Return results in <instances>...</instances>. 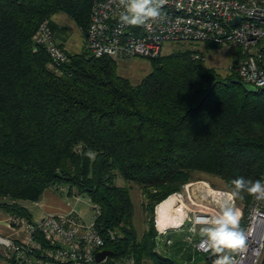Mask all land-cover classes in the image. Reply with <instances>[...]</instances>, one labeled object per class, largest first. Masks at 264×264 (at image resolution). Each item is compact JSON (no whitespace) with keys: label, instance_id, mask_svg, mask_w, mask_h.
<instances>
[{"label":"trees","instance_id":"1","mask_svg":"<svg viewBox=\"0 0 264 264\" xmlns=\"http://www.w3.org/2000/svg\"><path fill=\"white\" fill-rule=\"evenodd\" d=\"M91 3L0 0V208L35 226L24 204L62 188V197L89 200L102 251L111 253L102 264H175L155 252V207L157 228L179 227L183 214L172 213L170 196L195 174L217 178L230 191L239 176L264 178V91L247 93L232 83L235 74L205 71L193 59L197 50L150 59V72L136 85L106 57L70 54L55 67L43 48L33 51L43 21L59 39L57 15L84 35ZM118 179L140 188L147 225L140 237L130 188ZM252 199L243 192L236 203L246 208ZM31 239L47 245L37 230ZM178 241L167 254L179 255Z\"/></svg>","mask_w":264,"mask_h":264},{"label":"built area","instance_id":"2","mask_svg":"<svg viewBox=\"0 0 264 264\" xmlns=\"http://www.w3.org/2000/svg\"><path fill=\"white\" fill-rule=\"evenodd\" d=\"M125 11L120 0H92L84 33V52L88 56L106 57L114 62L132 58L150 60L159 57L166 44L234 45L240 49L242 57L235 69L239 81L256 90L264 88V0H162L160 16L145 26L122 23L120 17ZM32 46L33 51L43 48L55 67L68 61L65 51L56 44L49 21L39 24ZM203 57L202 53L193 55L194 60L203 61ZM185 192L186 197L180 192L170 196L175 199L172 213L183 214L180 226L166 229L156 226L158 238H163L170 229L180 228V232L186 230L184 242L191 245L194 252L206 258L213 255L211 250H205L206 243L202 242H206V237L198 231L211 226L203 223V219L220 215V204L227 201L241 213L245 245L238 251L226 252L236 264H264V200L253 196L244 213L237 207L236 197L230 198V191H215L206 186L205 193H199L203 197L199 201ZM60 193L64 195L65 190L61 188ZM73 198L79 201V197ZM198 220L201 222L197 223ZM12 224L30 237L35 230L39 231L47 243L46 246L27 244L0 236V251L12 264H96L95 254L104 246L95 228V218L86 224L74 213L47 214L35 226L15 219ZM193 225L196 232L189 230ZM109 237L113 239V233L109 232ZM215 258L214 255L212 259ZM126 264L135 263L128 259Z\"/></svg>","mask_w":264,"mask_h":264},{"label":"rangeland","instance_id":"3","mask_svg":"<svg viewBox=\"0 0 264 264\" xmlns=\"http://www.w3.org/2000/svg\"><path fill=\"white\" fill-rule=\"evenodd\" d=\"M53 21L57 25L58 30L60 29L59 31H61V33L59 32L57 33L59 39H55L56 44L58 46L60 45L59 47L65 51L67 57H69L70 54H79V53L82 54L84 52V35L83 33L80 32L77 26L74 23H72L69 19H67L64 15L55 16L53 18ZM185 50H197V52H201L204 55L203 57L204 70L214 71L221 78H227L230 75L235 74V69L242 60V57L240 55V49L235 47L234 45H225V46L223 45L215 48H209L203 45L196 46V45L176 44V43L166 44L162 48L161 56H166ZM116 66H117V73L120 76L128 79L134 85L138 84L151 70L150 61L142 58H132V59L119 61L116 62ZM55 72L58 73V70H56ZM117 185L121 187L126 186L130 188V198L133 205L132 224L137 235L140 237L147 229L146 219L142 208L143 197L140 188L131 183L125 184L120 179H118ZM184 186H187L188 188L187 189L181 188V190L179 191L180 194H182L183 197H186L184 193L186 194L187 192L185 191L187 190L188 194L192 196L194 199L197 198L198 201L203 200V197L201 195L199 196V193H205L206 186L215 191H230L225 187L224 183L219 179L204 174H195L193 176V180L185 184ZM60 190L61 188L57 190L51 187L46 191H52L56 195L61 196ZM65 199L72 206L75 214H77L78 217L86 224L91 222V220L95 217V212L91 209V204L86 197H79V201L74 200V198H68V199L65 198ZM39 202L40 201L36 203L34 202V203L24 204V206L28 209V211L32 215V219L34 223L38 222L39 218L43 215V211L38 207H36ZM187 202L188 201L186 200L185 203ZM236 204L237 207L241 209L242 212L245 213L248 206L244 208L243 204L241 203H236ZM188 205L190 206V203H188ZM156 209L157 206L155 207L154 210L155 228L157 226ZM0 210L3 211L1 208ZM5 214L8 217V223L11 224L13 219L7 213ZM179 229L180 228L168 230L169 232H167V234L161 239L158 238L157 236V238L159 239V240L156 239V241H159L157 242L158 243V246H156L157 249L155 248L156 249L155 252L157 256H159V258H162L165 261L168 260V258H171V260H173L175 264H207V263L213 264V261L211 262H209L210 260L207 261L206 256L194 252L192 246L189 245L188 243L187 244L185 243L186 236L184 235V231L186 232V230L180 232ZM168 235L173 237L172 242H169L170 244L167 243L168 242L167 237H169ZM179 239H182L183 241H178ZM176 241L179 242L178 244L179 246H176L175 248H181L180 249L181 252L179 253L178 256L175 257V255H173L171 252L167 254L166 250L168 249V246L170 247L171 245L176 243ZM180 242H182L183 244ZM0 254H2L1 251ZM1 257L5 258L3 254ZM142 264H155V263L153 260H148L145 262L143 261Z\"/></svg>","mask_w":264,"mask_h":264},{"label":"clouds","instance_id":"4","mask_svg":"<svg viewBox=\"0 0 264 264\" xmlns=\"http://www.w3.org/2000/svg\"><path fill=\"white\" fill-rule=\"evenodd\" d=\"M120 4L126 9L120 17L122 23L131 26H145L150 20L160 16L159 8L162 0H120ZM230 183L234 186V190L229 194L230 198L247 192L257 200H264V181L261 179L253 181L239 176ZM220 207V215L211 219H203V223L211 226L199 229L201 236L206 237V242L202 243H206V251L211 250L215 254L213 264H236L234 258L226 250L235 252L245 245L244 230L240 227L241 213L227 201L222 202ZM200 222V220L197 221V223ZM189 230L197 231L195 225Z\"/></svg>","mask_w":264,"mask_h":264},{"label":"crops","instance_id":"5","mask_svg":"<svg viewBox=\"0 0 264 264\" xmlns=\"http://www.w3.org/2000/svg\"><path fill=\"white\" fill-rule=\"evenodd\" d=\"M39 209L43 211V215L39 220L47 214L51 215H69L74 213L72 206L66 201L65 198L56 195L52 191H45L42 199L37 204ZM77 215V214H76ZM78 216V215H77ZM0 236L2 238L13 239L22 241L27 244L34 243L28 233L20 228H14L8 223L7 215L0 210ZM2 256V254H0ZM0 256V264H11L8 259Z\"/></svg>","mask_w":264,"mask_h":264},{"label":"water","instance_id":"6","mask_svg":"<svg viewBox=\"0 0 264 264\" xmlns=\"http://www.w3.org/2000/svg\"><path fill=\"white\" fill-rule=\"evenodd\" d=\"M264 66V63H263ZM233 84H240L242 88L247 92V93H255L256 89L252 86L245 85L239 80H233ZM261 91H264V88L261 89ZM215 254L210 255L209 257L206 258L207 261L211 260L214 257ZM111 256V253L109 251L103 250L95 254V263L100 264L103 262L107 257Z\"/></svg>","mask_w":264,"mask_h":264},{"label":"bare ground","instance_id":"7","mask_svg":"<svg viewBox=\"0 0 264 264\" xmlns=\"http://www.w3.org/2000/svg\"><path fill=\"white\" fill-rule=\"evenodd\" d=\"M175 44V43H174ZM176 44H188V45H203V46H206V45H211L209 43H193V44H189V43H176ZM164 47V46H163ZM197 53H201V52H197ZM197 53H194V54H197ZM172 202L174 204V198L172 199Z\"/></svg>","mask_w":264,"mask_h":264}]
</instances>
